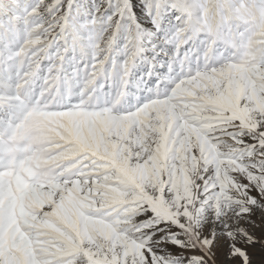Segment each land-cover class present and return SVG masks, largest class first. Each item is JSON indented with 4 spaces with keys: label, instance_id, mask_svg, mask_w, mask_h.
I'll return each mask as SVG.
<instances>
[{
    "label": "snow or ice",
    "instance_id": "6c2138e0",
    "mask_svg": "<svg viewBox=\"0 0 264 264\" xmlns=\"http://www.w3.org/2000/svg\"><path fill=\"white\" fill-rule=\"evenodd\" d=\"M243 3L0 0V80L56 123L0 264H264V0Z\"/></svg>",
    "mask_w": 264,
    "mask_h": 264
},
{
    "label": "rangeland",
    "instance_id": "374dc122",
    "mask_svg": "<svg viewBox=\"0 0 264 264\" xmlns=\"http://www.w3.org/2000/svg\"><path fill=\"white\" fill-rule=\"evenodd\" d=\"M241 9H244L243 0ZM0 65H3L0 70V76H3L9 69L6 62L0 61ZM10 79L0 80V183L7 184V194L0 199V209L8 207L13 217H20L30 203L31 182L36 181L43 188V181L50 175L44 165L49 155L46 132L56 127V123L42 115L43 110L53 104L47 92L38 95L33 104L25 81L20 79L13 86L8 82ZM259 258L257 249L255 264Z\"/></svg>",
    "mask_w": 264,
    "mask_h": 264
}]
</instances>
